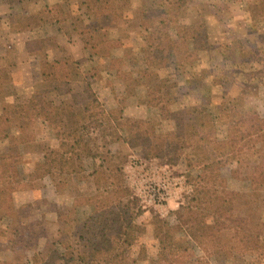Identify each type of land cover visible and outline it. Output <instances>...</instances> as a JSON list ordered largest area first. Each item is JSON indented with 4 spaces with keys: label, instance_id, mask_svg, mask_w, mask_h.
Segmentation results:
<instances>
[{
    "label": "trees",
    "instance_id": "obj_1",
    "mask_svg": "<svg viewBox=\"0 0 264 264\" xmlns=\"http://www.w3.org/2000/svg\"><path fill=\"white\" fill-rule=\"evenodd\" d=\"M70 1L59 0L51 9L53 16L57 15L53 19L55 34L61 38L72 37V33L81 37L90 59L109 58V68L119 73L122 60L111 57L106 44L94 35L86 36L79 25L80 19L69 14ZM242 1H247L251 20L262 23L264 28V0ZM188 3L189 0H161L159 8H138L133 12L134 25L145 35L143 51L157 68H167L171 63L175 70L196 66L197 55L189 49L187 41L181 39L175 46L169 31L171 20L179 18L181 9ZM81 5L85 16L93 18L101 30H114L126 22L124 10L131 5V0H81ZM40 26L39 15L28 10L9 18L12 34L30 35ZM51 43L54 45L51 38L25 43V50L39 53L47 65L41 71V84L35 86L41 87L42 95L49 93V86L53 85L52 70L59 67V62L50 61L45 52ZM2 61L0 58V143H5V150L0 153V224L3 219L19 216L13 195L21 188L19 167L31 151L37 152L40 158L24 183L30 190L45 178L69 180L75 175H84L82 162L90 159L97 162L88 174L94 193L79 195L72 205L73 210L83 206L92 208L73 234L74 244L79 248H74L70 242L63 243L65 252L51 255L52 261L55 257L60 264H127L132 237L143 233L137 224L142 210L134 205L135 202L126 200L127 191L122 189L124 161L108 146L124 142L145 160L153 159L165 149L164 134L146 124L137 137L122 138L118 132L122 112L106 111L88 79L82 93L71 96L68 103L46 107L44 102L28 97L22 103L9 105L3 98V91L6 85L10 86L5 80L11 82V75ZM65 64L74 70L79 62L68 57ZM147 79L146 89L150 95L164 90L157 75L148 73ZM75 106L81 107V114L77 115ZM158 110L162 122L184 121L185 138L179 148L186 153V167L196 169L198 174L193 180L191 194L173 212L174 222L159 218L153 222L158 253L150 264H209L216 251H221L229 261L240 262L252 257V261L244 264H259L264 260L262 218L256 209L247 203L241 206L242 203L232 197L221 171L233 166L232 179L264 188V117L251 109L233 115L229 106L217 110L208 100L204 110L193 106L172 112L165 103L159 104ZM14 119L19 121L23 135L8 133ZM219 126L226 128V137L222 140L218 138ZM45 129L54 132L58 152L43 139ZM24 232L22 226L12 227L13 247L25 244ZM196 250L202 256H196ZM0 264L13 263L0 260Z\"/></svg>",
    "mask_w": 264,
    "mask_h": 264
},
{
    "label": "rangeland",
    "instance_id": "obj_2",
    "mask_svg": "<svg viewBox=\"0 0 264 264\" xmlns=\"http://www.w3.org/2000/svg\"><path fill=\"white\" fill-rule=\"evenodd\" d=\"M59 0H0V58L11 82L5 86L3 98L6 103H22L28 97L42 101L46 107L68 103L71 96L83 91L86 79L92 81V91L106 111L120 110L122 125L118 130L125 140L137 137L146 124L165 136L163 152L153 159H144L132 151L124 142L108 146L110 151L122 158L126 200L135 202L141 208L137 224L142 234L132 237L127 254V264H150L157 256V245L153 239L155 219L174 222L173 212L177 211L184 199L192 192L196 169L186 167V153L179 148L185 138V123L182 119L164 121L159 118V104L165 103L172 112L185 108L206 107L207 100L214 108L229 106L233 115L245 110H255L264 117V28L260 22L252 21L247 1L242 0H189L181 9L179 18L170 22L169 31L173 44L186 40L189 49L197 55L195 68L175 70L173 63L167 68H157L144 53V33L136 28L133 12L136 9H156L161 0H131L125 7L126 22L117 29L101 30L93 18L85 16L81 0L70 1L69 14L80 19L86 36L94 35L109 49L111 57L122 60L120 72L109 68V58L90 59L84 40L72 33V37L55 34L51 11ZM28 10L41 19V26L28 34H12L9 18ZM83 21V25H82ZM65 33V31H64ZM51 38L45 52L50 61H58L59 67L52 70L53 85L49 93L41 94V71L47 68L39 53L25 50L28 40ZM175 49V48H173ZM71 57L79 62L76 69L65 64ZM124 61V62H123ZM153 73L163 82L160 94L150 95L146 89L147 74ZM77 115L82 113L75 106ZM201 118V116H200ZM200 120V119H199ZM12 135H23L19 121L14 119L8 130ZM43 139L58 152V142L51 129L43 131ZM226 137V128L218 127V138ZM5 143H0V153ZM40 156L31 151L19 167L20 190L13 195L19 216L3 219L0 224V260L13 264H60L52 256L63 254V243L70 242L74 248L73 234L80 221L92 211L83 206L73 210L74 200L79 195L94 193V186L88 174L97 164L85 159L82 165L85 174L52 180L45 178L37 183L34 190L25 187V181ZM233 166L221 173L234 199L241 206L247 203L260 214L264 229V188L231 178ZM168 184L165 202L155 201L148 193V184ZM121 189V190H122ZM22 226L24 245L13 247L10 230ZM261 227V228H262ZM52 255V256H51ZM196 256H202L198 250ZM244 261H229L221 251L214 252L209 264H244ZM52 261V262H51ZM259 264H264L261 260Z\"/></svg>",
    "mask_w": 264,
    "mask_h": 264
},
{
    "label": "built area",
    "instance_id": "obj_3",
    "mask_svg": "<svg viewBox=\"0 0 264 264\" xmlns=\"http://www.w3.org/2000/svg\"><path fill=\"white\" fill-rule=\"evenodd\" d=\"M148 193L157 202H165L168 197V184L166 182L155 184H148Z\"/></svg>",
    "mask_w": 264,
    "mask_h": 264
}]
</instances>
